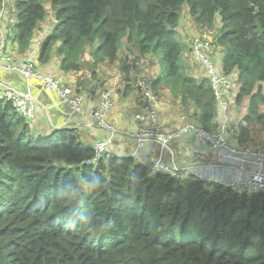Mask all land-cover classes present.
<instances>
[{"label": "trees", "instance_id": "trees-1", "mask_svg": "<svg viewBox=\"0 0 264 264\" xmlns=\"http://www.w3.org/2000/svg\"><path fill=\"white\" fill-rule=\"evenodd\" d=\"M5 10L18 50L39 42L40 60L57 55L80 87L98 71L141 67L157 95L167 90L214 130L211 79L189 63L201 36L220 72L240 71L230 99L249 101L240 142L264 126V0H0ZM31 125L0 101V264H264V193L149 177L133 156L86 164L94 147L76 134Z\"/></svg>", "mask_w": 264, "mask_h": 264}, {"label": "built area", "instance_id": "built-area-1", "mask_svg": "<svg viewBox=\"0 0 264 264\" xmlns=\"http://www.w3.org/2000/svg\"><path fill=\"white\" fill-rule=\"evenodd\" d=\"M9 40L4 32L0 33V74L7 72H18L23 75L27 90L18 89L8 84H0V101L11 103L14 109L30 122L36 118L37 97L32 89L35 83H41L49 94H57L63 101L77 113L82 112L84 97L77 88L64 85L52 74L40 72L38 56L35 52L24 58L22 63L16 61V55L8 50ZM211 43L201 36L193 39V54L202 62L211 79L212 88L219 105L228 111L230 96L234 97L242 85L240 71L233 70L229 73L220 72L217 65L209 56ZM134 76L128 82L131 87L141 95L142 108L147 110L136 114L137 120L143 123L137 133H129L137 139L133 157L142 165L147 167L148 176L155 177L164 173L176 181H187L189 179L202 180L212 184H224L233 190L250 194L264 193V145L258 143L233 144L227 137L229 130L227 124L220 125L214 130H207L195 122L179 126L175 130H163L158 122L160 100L155 93L150 78L144 74L139 67H134ZM126 86L125 76L119 73L117 77L104 86L101 93L99 105L89 114L91 121L101 129L109 132L105 139L98 141L94 146V156L86 161V164L98 165L107 155L115 137L121 131L109 120L116 101L123 95ZM246 121H235V126H247ZM194 132V135H192ZM199 143L197 151L210 156V152L217 151L216 159L220 162L218 167L224 163H231L241 170L242 177L231 181H224L204 171V167L210 165L187 163L180 165L175 158L169 159L166 153L171 149L173 143L184 134H190ZM147 143L159 147V154L152 162L145 161L140 153ZM247 143V142H246Z\"/></svg>", "mask_w": 264, "mask_h": 264}, {"label": "crops", "instance_id": "crops-1", "mask_svg": "<svg viewBox=\"0 0 264 264\" xmlns=\"http://www.w3.org/2000/svg\"><path fill=\"white\" fill-rule=\"evenodd\" d=\"M14 21H16L14 14L9 10L1 13L0 33L4 32L7 35L10 41L8 50L16 55V61L22 63L25 57L35 52L39 58L38 67L40 72L52 74L62 84L78 88V91L84 97L82 112L77 113L57 94H48L41 83H35L32 92L37 97V109L36 118L31 125L34 133L36 135H52L58 130L68 129L76 134L85 146L94 147L98 141L105 139L109 132L93 123L89 114L99 105L104 86L114 80L120 72L125 76L127 84V81L129 82L132 76H134V67L131 69V75L127 73V70L123 71L120 69L107 74L104 71H98L95 81L87 79L89 80L88 84L80 87L75 74L65 72L62 69L61 61L57 55L52 57L49 62H42L40 60L41 45L39 42L30 51L20 52L15 40L11 41V33H9ZM122 55L123 53H121ZM0 84H8L21 90H27L24 77L18 72L1 73ZM157 96L160 100L158 122L163 130L172 131L189 122H195L200 125L201 119L196 116L195 109L192 106L185 105L180 98L172 96L167 90H160V94ZM230 99L232 100V96H230ZM230 103L228 111L220 107L222 119L217 127L227 124L229 130L226 132V137L233 144L237 145L241 144L242 129L248 125L235 126V121H246L245 116L248 114L249 101H243L239 105H233V101ZM142 107L139 92L134 90L131 85L127 86L124 89L123 95L116 101L109 114V120L121 132L115 137L107 154L133 156L137 139L134 135H129V133H137L143 123H148V121L141 122L136 118V114L140 111L144 114L147 113V110ZM250 128L251 136L245 144L258 143L264 145V126L256 124ZM198 148L199 143L191 136V133L184 134L173 143L171 149L167 151L166 157L169 159L175 158L176 162L180 165L187 163L208 164L210 166L204 167V171L224 181H231L242 177L241 170L237 166L231 165V163H224L221 167H218L216 163L220 161L216 159L217 151L210 152V156H208L202 153L201 150L197 151ZM159 151L158 146L147 143L140 155L145 161L152 162L158 157Z\"/></svg>", "mask_w": 264, "mask_h": 264}, {"label": "rangeland", "instance_id": "rangeland-1", "mask_svg": "<svg viewBox=\"0 0 264 264\" xmlns=\"http://www.w3.org/2000/svg\"><path fill=\"white\" fill-rule=\"evenodd\" d=\"M17 19V18H16ZM17 32H18V30L14 27V29H13V31L11 32V34H10V36H11V41H13V40H15V37H16V35H17ZM9 33H10V31H9ZM9 43H10V41H9ZM212 48V47H211ZM211 48H210V50H211ZM191 55L193 56V58H195V59H193V60H191V61H189V63H190V65H191V68H192V66H193V69L195 70V69H197V70H201V68H200V66H199V64H196L195 65V63H194V60L195 61H197V63H199V59L191 52ZM201 62V61H200ZM202 63V62H201ZM151 67L150 65H149V63H148V65H146V67ZM139 69L143 72V70L141 69V67H139Z\"/></svg>", "mask_w": 264, "mask_h": 264}, {"label": "water", "instance_id": "water-1", "mask_svg": "<svg viewBox=\"0 0 264 264\" xmlns=\"http://www.w3.org/2000/svg\"><path fill=\"white\" fill-rule=\"evenodd\" d=\"M192 135H194V132H192Z\"/></svg>", "mask_w": 264, "mask_h": 264}, {"label": "clouds", "instance_id": "clouds-1", "mask_svg": "<svg viewBox=\"0 0 264 264\" xmlns=\"http://www.w3.org/2000/svg\"><path fill=\"white\" fill-rule=\"evenodd\" d=\"M39 65V64H38Z\"/></svg>", "mask_w": 264, "mask_h": 264}]
</instances>
